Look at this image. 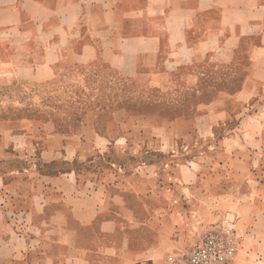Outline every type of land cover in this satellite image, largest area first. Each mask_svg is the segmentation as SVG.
Returning a JSON list of instances; mask_svg holds the SVG:
<instances>
[{
	"label": "crops",
	"instance_id": "obj_1",
	"mask_svg": "<svg viewBox=\"0 0 264 264\" xmlns=\"http://www.w3.org/2000/svg\"><path fill=\"white\" fill-rule=\"evenodd\" d=\"M4 52L14 67L118 71L184 122L166 131L206 136L179 167L156 162L102 192L28 168L11 183L28 203L11 208L31 231L0 206V264H162L227 215L243 239L233 264H264V0H0ZM37 198L58 205L52 244L49 228L32 233L52 225L35 222Z\"/></svg>",
	"mask_w": 264,
	"mask_h": 264
},
{
	"label": "rangeland",
	"instance_id": "obj_2",
	"mask_svg": "<svg viewBox=\"0 0 264 264\" xmlns=\"http://www.w3.org/2000/svg\"><path fill=\"white\" fill-rule=\"evenodd\" d=\"M3 54L7 59L0 61V206L7 209L3 216L20 224L14 226L23 234L31 228L24 227V212L11 206L28 202L11 196V183L28 168L67 176L82 193L102 192L117 189L125 175L156 162L173 160L177 168L201 151L200 138L206 133L166 131L167 127H183L184 122L168 115L171 110L164 107L162 98L157 97V104L142 100L145 89L139 80L101 66L95 76L84 67L66 66L68 59L48 69L14 67L7 56L10 53ZM163 142L172 148L158 147ZM35 202L38 209L46 207L35 222L45 216L52 225L35 227L32 233L37 236V231L49 228L53 238L47 242L52 244L58 236L57 224L53 225L58 218L51 217L58 205L38 198ZM185 247L165 252L161 263ZM59 249L52 245L51 252Z\"/></svg>",
	"mask_w": 264,
	"mask_h": 264
},
{
	"label": "built area",
	"instance_id": "obj_3",
	"mask_svg": "<svg viewBox=\"0 0 264 264\" xmlns=\"http://www.w3.org/2000/svg\"><path fill=\"white\" fill-rule=\"evenodd\" d=\"M237 219L225 216L212 223L201 237L183 249H176L165 258L166 264H232L242 245Z\"/></svg>",
	"mask_w": 264,
	"mask_h": 264
}]
</instances>
